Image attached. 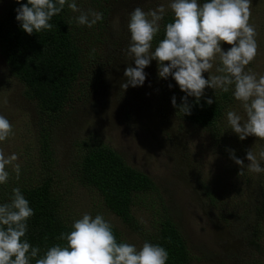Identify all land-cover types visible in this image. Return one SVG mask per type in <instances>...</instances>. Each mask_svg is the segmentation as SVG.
Listing matches in <instances>:
<instances>
[{"label":"rangeland","instance_id":"374dc122","mask_svg":"<svg viewBox=\"0 0 264 264\" xmlns=\"http://www.w3.org/2000/svg\"><path fill=\"white\" fill-rule=\"evenodd\" d=\"M90 1L76 0V3L84 11L99 12L100 7ZM10 3L11 0H0V17ZM100 3L108 10L102 35L74 23L78 35L88 38L87 42L77 36L85 66L68 103L51 126L54 153L51 171L37 151L40 126L47 122L36 102L26 97L24 84L9 72L0 54V114L10 121L14 132L0 142V148L6 154H17L16 163L21 166L17 182L34 183L47 170L58 183L61 212L71 223L84 213L93 217L102 214L121 231L126 242L141 247L142 238L104 206L99 193L75 179L81 141L97 140L157 183L159 193L146 195L145 203L135 205L133 212L150 229L159 215L160 203L164 202L186 242L191 256L189 264H264V212L261 217H255L250 211L258 199L262 196L264 199V173L249 171L246 159V152L251 149L259 160L264 140L254 136L240 140L231 130L227 112L244 115L241 103L233 97L223 123H219L220 131L213 135V130L210 133L209 129L194 126L177 114L171 99L178 92L182 97L186 94L172 77L166 80L158 77L156 60L145 68L147 76L142 86L121 89L126 80L125 68L129 64L135 66L134 60L126 55L130 13L136 7L148 11L163 5L164 18L173 16L171 0H101ZM78 15L72 12L70 16L75 20ZM250 23L256 27L259 47L246 70L264 75V0H252ZM222 47L227 50L230 45ZM95 55L99 61L96 66L102 70L96 71V78L91 76L94 64L90 66V59H86ZM215 67L216 64L212 74H216ZM204 75L207 78L209 74ZM214 92L206 88L204 97ZM232 149L245 162L242 175H238L240 166L230 158ZM260 163L264 167V161ZM8 171L9 178L16 180L11 167ZM252 225L259 230L257 237L251 236Z\"/></svg>","mask_w":264,"mask_h":264},{"label":"clouds","instance_id":"9594fccd","mask_svg":"<svg viewBox=\"0 0 264 264\" xmlns=\"http://www.w3.org/2000/svg\"><path fill=\"white\" fill-rule=\"evenodd\" d=\"M15 19L27 34L51 30L52 18L61 13L65 5L76 16L77 25L91 28L103 19V14L80 9L76 0H16ZM173 20L165 25L164 38L153 50V40L160 31V22L166 9L163 5L148 11L136 7L129 15L130 41L126 49L129 64L124 70L126 80L121 89L142 86L147 73L144 71L153 60L157 61L158 77H172L186 95L177 105L184 115H191L192 105L188 97L199 103L206 88L228 93L242 105L244 115L227 112L231 130L240 140L254 136L264 140V75L247 69L258 54L257 31L250 23L252 0H171L169 5ZM72 20H69V24ZM230 47L225 50L222 45ZM218 61V63H216ZM216 64L215 73L212 69ZM204 73H208L205 78ZM169 88L172 84L168 85ZM211 105L213 100L206 98ZM14 135L13 125L0 114V142ZM230 158L240 166L238 175L245 167L243 159L230 150ZM247 168L254 173H264L260 161H264V149L257 155L249 149ZM15 153L6 154L0 148V184L8 182L11 167L19 178L21 166ZM34 215L29 201L20 188L12 189L10 202L0 204V264H167L169 253L159 244L145 241L141 247L128 242H118L113 225L102 214L94 217L84 213L71 225V230L61 232L56 243L41 254L40 246H33L26 233L28 220ZM47 239V238H45Z\"/></svg>","mask_w":264,"mask_h":264},{"label":"trees","instance_id":"16d2710c","mask_svg":"<svg viewBox=\"0 0 264 264\" xmlns=\"http://www.w3.org/2000/svg\"><path fill=\"white\" fill-rule=\"evenodd\" d=\"M21 2L26 3L27 0ZM100 2L101 0L90 1L92 5L99 6V12L103 14V19L90 28V32L97 33L98 36L102 35L103 29L106 30L105 19L108 15L107 8ZM17 7L19 4L16 0H11L6 12L0 17V54L5 59L9 72L24 84L26 97L36 102L40 114L47 122L40 126L37 151L41 152V159L44 158L48 171H51L54 161L51 126L68 103L71 90L84 69V54L80 42L77 41V36L80 35L74 26L75 20L70 16L72 10L67 4L61 13L50 21L53 24L51 30L34 32L31 35L23 31L20 22L15 19ZM172 20V15L162 20L160 31L153 40L154 49L164 38L165 25ZM80 37L88 40L86 36ZM97 57L95 55L86 58L90 59V66L94 64V75H91L94 78L98 76L96 71L102 72L101 67L96 66L99 65ZM93 79L90 80L95 81ZM178 93L175 97L180 105L182 96L181 92ZM207 95L209 97H202L199 103L195 102V97H188V102L192 105L191 115H184L177 108L176 111L188 123L209 129L210 133L213 130L211 134L215 135L217 130L220 131L219 123H223L224 113L233 96L231 91L223 93L219 90L213 95ZM206 98H211L213 103L208 105ZM80 149L76 163V181L95 189L104 206L144 242L164 247L169 253L167 264H189L191 256L186 242L164 202L160 203L159 215L150 225V229H146L133 212L135 205L145 203L146 195L159 193L157 183L148 174L131 166L120 153L103 142L82 140ZM46 164L42 162L44 168ZM46 171L34 183L17 182L18 179L9 178L6 184H0V204L10 202L12 189L17 187L29 201L34 215L27 222L28 231L25 238L33 246H40L41 254L47 247L63 243L58 241L57 237L61 232L70 231L72 225L61 212L58 183L54 181L53 174ZM263 206L262 196L254 205V210L250 208V211L255 217H261ZM113 230L118 242H126L116 226H113ZM251 230V236L257 237L259 230L253 225Z\"/></svg>","mask_w":264,"mask_h":264}]
</instances>
